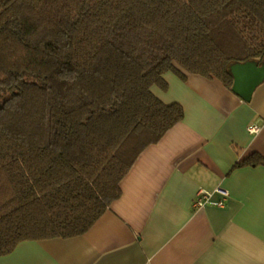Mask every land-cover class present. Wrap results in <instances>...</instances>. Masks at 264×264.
<instances>
[{"label": "trees", "instance_id": "obj_1", "mask_svg": "<svg viewBox=\"0 0 264 264\" xmlns=\"http://www.w3.org/2000/svg\"><path fill=\"white\" fill-rule=\"evenodd\" d=\"M264 59V0H0V256L83 235L183 120L179 67L234 91ZM264 165L254 153L235 167Z\"/></svg>", "mask_w": 264, "mask_h": 264}, {"label": "crops", "instance_id": "obj_2", "mask_svg": "<svg viewBox=\"0 0 264 264\" xmlns=\"http://www.w3.org/2000/svg\"><path fill=\"white\" fill-rule=\"evenodd\" d=\"M179 68L153 91L185 116L138 156L122 195L83 235L22 241L0 264H264V165L235 167L264 158V59L232 65L234 91ZM201 189L212 197L195 207Z\"/></svg>", "mask_w": 264, "mask_h": 264}, {"label": "built area", "instance_id": "obj_3", "mask_svg": "<svg viewBox=\"0 0 264 264\" xmlns=\"http://www.w3.org/2000/svg\"><path fill=\"white\" fill-rule=\"evenodd\" d=\"M260 128H261L260 124L255 123V124H251L248 126V131L254 134V133H258L260 131ZM217 192L220 193V195L222 196V199L216 202V204L218 206H224L225 201H226L225 199L228 197L229 194L226 190L220 189V188L217 189ZM211 197H212L211 193L205 191L204 189L199 190L197 194V198L194 202L195 207L204 206L211 199Z\"/></svg>", "mask_w": 264, "mask_h": 264}]
</instances>
